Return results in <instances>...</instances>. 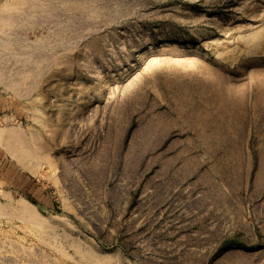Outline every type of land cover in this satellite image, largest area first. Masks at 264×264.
Here are the masks:
<instances>
[{
    "label": "rangeland",
    "instance_id": "1",
    "mask_svg": "<svg viewBox=\"0 0 264 264\" xmlns=\"http://www.w3.org/2000/svg\"><path fill=\"white\" fill-rule=\"evenodd\" d=\"M0 264H264V0H0Z\"/></svg>",
    "mask_w": 264,
    "mask_h": 264
}]
</instances>
